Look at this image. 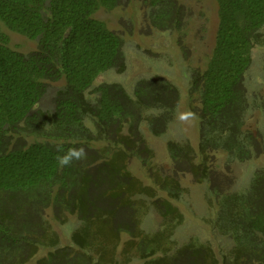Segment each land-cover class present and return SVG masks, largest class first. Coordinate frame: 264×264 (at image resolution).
Instances as JSON below:
<instances>
[{
	"label": "trees",
	"instance_id": "1",
	"mask_svg": "<svg viewBox=\"0 0 264 264\" xmlns=\"http://www.w3.org/2000/svg\"><path fill=\"white\" fill-rule=\"evenodd\" d=\"M134 0H0V23L36 42L28 52L0 30V264H121L133 253L144 264H264V168L246 191L211 182L217 211L212 224L233 241L219 256L205 242L178 245L183 215L171 199L183 192L179 173L211 181L218 151L227 166L264 153V129L247 126L249 112H264V94L248 97L245 74L255 45L264 42V0H216L218 26L204 69L192 70L189 109L199 121L195 148L169 139L170 169L158 168L141 128L159 136L174 118L176 85L160 74L139 78L133 94L117 82L95 79L127 67L122 37L95 16ZM146 22L178 28L180 0H135ZM83 147L86 158L61 167L58 156ZM59 149V150H58ZM138 159L154 185L130 169ZM228 180V179H227ZM166 194V196L164 195ZM156 210L159 228L148 233L143 217ZM80 224L71 244L47 217Z\"/></svg>",
	"mask_w": 264,
	"mask_h": 264
},
{
	"label": "rangeland",
	"instance_id": "2",
	"mask_svg": "<svg viewBox=\"0 0 264 264\" xmlns=\"http://www.w3.org/2000/svg\"><path fill=\"white\" fill-rule=\"evenodd\" d=\"M185 5V14L178 28L158 29L145 21L138 1L122 3L113 9L100 8L95 16L106 22L109 28L122 37V49L126 57L127 67L124 72L114 69L103 71L94 81L117 82L133 94L135 82L142 77L160 74L171 80L179 91V102L174 118L166 131L159 136L153 135L144 122L142 130L147 143L154 151L153 162L158 168L170 169L171 158L166 147L169 139L188 140L197 148L199 140V121L181 120V115L191 112L189 109V80L193 69H204L211 56L218 26V5L216 0H180ZM0 30L9 35L10 43L23 52L36 48V42L24 35L10 30L0 23ZM245 84L249 98L264 94V42L255 45L251 52V63L245 74ZM256 92L258 94H256ZM192 113V112H191ZM247 126L257 132L264 129V112L255 108L249 112ZM213 163L211 181L195 182L190 173H179L178 177L183 192L177 199H171L183 215V220L174 231L173 238L178 245L189 240L210 244L221 256L232 247L231 238L222 235L213 227L212 221L217 211L211 182L219 189L225 188L229 177L233 174L235 181L232 189L244 192L250 184L251 177L257 168H264V153L245 161L234 160L227 166V154L218 151ZM130 169L147 185H154L147 170L138 159H132ZM228 179V180H227ZM166 196V194H164ZM47 217L53 228L60 235L61 245L71 244V232L80 222L75 215L62 224ZM162 217L152 209L142 220L143 229L152 233L159 228ZM50 248L41 247L25 264H36L39 257L45 255ZM121 264H144V260L133 253L132 258Z\"/></svg>",
	"mask_w": 264,
	"mask_h": 264
},
{
	"label": "clouds",
	"instance_id": "3",
	"mask_svg": "<svg viewBox=\"0 0 264 264\" xmlns=\"http://www.w3.org/2000/svg\"><path fill=\"white\" fill-rule=\"evenodd\" d=\"M181 120L194 119L195 116L191 112L181 115ZM59 150V149H58ZM86 158V151L81 147H72L63 153V155L58 156V163L61 167L70 166L74 161H79Z\"/></svg>",
	"mask_w": 264,
	"mask_h": 264
}]
</instances>
